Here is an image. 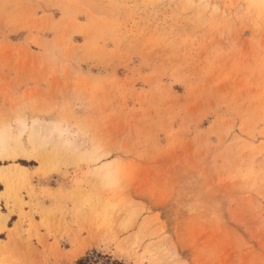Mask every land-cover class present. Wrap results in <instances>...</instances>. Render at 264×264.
<instances>
[{
	"label": "rangeland",
	"instance_id": "obj_1",
	"mask_svg": "<svg viewBox=\"0 0 264 264\" xmlns=\"http://www.w3.org/2000/svg\"><path fill=\"white\" fill-rule=\"evenodd\" d=\"M0 264H264V0H0Z\"/></svg>",
	"mask_w": 264,
	"mask_h": 264
}]
</instances>
